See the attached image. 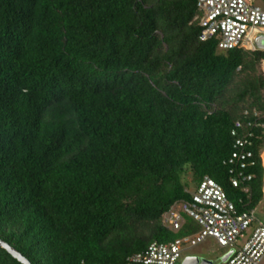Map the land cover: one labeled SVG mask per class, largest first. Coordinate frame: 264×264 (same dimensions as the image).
Instances as JSON below:
<instances>
[{
	"label": "trees",
	"instance_id": "trees-1",
	"mask_svg": "<svg viewBox=\"0 0 264 264\" xmlns=\"http://www.w3.org/2000/svg\"><path fill=\"white\" fill-rule=\"evenodd\" d=\"M196 4L0 0V239L31 264H128L196 232L162 216L205 175L236 212L262 199L264 127L229 159L234 122L264 114V50L201 41Z\"/></svg>",
	"mask_w": 264,
	"mask_h": 264
},
{
	"label": "built area",
	"instance_id": "built-area-1",
	"mask_svg": "<svg viewBox=\"0 0 264 264\" xmlns=\"http://www.w3.org/2000/svg\"><path fill=\"white\" fill-rule=\"evenodd\" d=\"M197 14L194 17L201 27L200 40H217L218 49L244 48L255 50L254 40L264 34V7L250 0H197ZM248 130L239 134L243 128L241 120L234 122L233 135H237L235 150L229 163L244 167L252 156L250 147L252 129L264 127V114L256 109H245ZM238 177L250 180L240 171ZM238 177L232 179L238 186ZM247 191V188H244ZM191 199L175 202L162 216L163 226L176 232L189 216L198 225L194 233L177 237L171 241H151L148 246L128 258V264H176L181 260L184 250L193 248L211 238L219 247L234 246L237 239L256 221L254 210L236 212L234 203L228 198L223 187L212 177L205 175L199 185L190 191ZM234 252L224 264H258L264 256V224L257 221L250 237Z\"/></svg>",
	"mask_w": 264,
	"mask_h": 264
},
{
	"label": "rangeland",
	"instance_id": "rangeland-1",
	"mask_svg": "<svg viewBox=\"0 0 264 264\" xmlns=\"http://www.w3.org/2000/svg\"><path fill=\"white\" fill-rule=\"evenodd\" d=\"M250 1L264 7V4L262 3L261 0H250ZM262 66L264 67V61L262 62ZM191 190H193V188H191L190 191ZM257 214L260 215L259 212H257ZM256 223L257 222L253 223V225L248 228V230L246 231V233L243 237H239L237 239V241L235 242L237 247H240L244 243V241L248 237V234L251 231H253V229L256 227ZM231 248H232V246L219 247L213 239L208 238L207 240L198 244L197 246L185 250L181 255V259L185 256H188V255H197L199 257H203L206 259L213 260L214 264H224V263L220 262V257ZM176 264H181V260L178 261ZM258 264H264V256Z\"/></svg>",
	"mask_w": 264,
	"mask_h": 264
},
{
	"label": "water",
	"instance_id": "water-1",
	"mask_svg": "<svg viewBox=\"0 0 264 264\" xmlns=\"http://www.w3.org/2000/svg\"><path fill=\"white\" fill-rule=\"evenodd\" d=\"M254 44L256 49L264 50V34L257 35L254 40ZM0 246L4 248L9 254H11L15 259H17L20 263L31 264V262L26 257H24L22 253H20L6 241L0 239ZM233 252V248L229 249L220 257V262L225 263ZM181 264H214V261L199 257L197 255H188L182 259Z\"/></svg>",
	"mask_w": 264,
	"mask_h": 264
},
{
	"label": "crops",
	"instance_id": "crops-1",
	"mask_svg": "<svg viewBox=\"0 0 264 264\" xmlns=\"http://www.w3.org/2000/svg\"><path fill=\"white\" fill-rule=\"evenodd\" d=\"M261 157H262V161H263V165H264V148L262 149V151H261ZM263 191H264V189H263ZM254 210V215H255V218H256V221L255 222H257V221H260V222H262L263 224H264V194H263V197H262V199L260 200V202L258 203V205L253 209ZM257 212H259L260 213V215L259 214H257ZM254 222V223H255ZM253 225V224H252ZM251 225V226H252ZM248 230V229H247ZM246 230V231H247ZM246 231H245V233H246ZM245 233H244V235H245ZM251 233H252V231L248 234V237L246 238V240L250 237V235H251ZM243 235V236H244ZM243 236H241V237H243ZM207 240V239H206ZM245 240V241H246ZM245 241H244V243H245ZM243 243V244H244ZM242 244V245H243ZM241 245V246H242ZM234 247H237L236 246V243H235V245L232 247V248H234ZM187 250V249H186ZM185 251V250H184ZM183 251V252H184ZM186 257V256H185ZM184 258V257H183ZM182 258V259H183ZM182 259H181V261H182Z\"/></svg>",
	"mask_w": 264,
	"mask_h": 264
}]
</instances>
